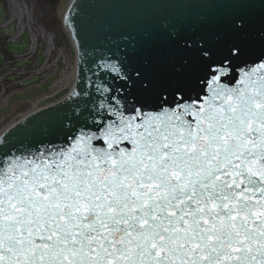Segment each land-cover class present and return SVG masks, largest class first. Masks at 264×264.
Masks as SVG:
<instances>
[{"label":"snow or ice","instance_id":"6c2138e0","mask_svg":"<svg viewBox=\"0 0 264 264\" xmlns=\"http://www.w3.org/2000/svg\"><path fill=\"white\" fill-rule=\"evenodd\" d=\"M216 2L123 37L59 142L0 140V264H264V0Z\"/></svg>","mask_w":264,"mask_h":264},{"label":"water","instance_id":"95a60500","mask_svg":"<svg viewBox=\"0 0 264 264\" xmlns=\"http://www.w3.org/2000/svg\"><path fill=\"white\" fill-rule=\"evenodd\" d=\"M73 5L71 23L66 22L80 51L78 86L81 89L86 85V77L94 81L97 73L104 75L97 66L118 48L125 47L123 37H139L144 30L157 29L164 23L185 29L197 28L201 17H212L229 7L216 0H74ZM25 40L21 45L11 44L9 48L17 53L23 52ZM65 92L66 89L60 91L48 101L60 98ZM74 107L69 99L45 114L31 117L26 124L7 135V143L15 145V136L21 138L17 143L22 144L57 135L61 121L68 123L65 117L72 115Z\"/></svg>","mask_w":264,"mask_h":264},{"label":"rangeland","instance_id":"374dc122","mask_svg":"<svg viewBox=\"0 0 264 264\" xmlns=\"http://www.w3.org/2000/svg\"><path fill=\"white\" fill-rule=\"evenodd\" d=\"M56 5L53 7V12L46 7L40 6L37 10L42 15V19L45 23H50L53 21V28L56 29V32H60V65L62 67V73L60 75V82L65 83L66 77H68L69 73H72L73 69V60L70 59L71 55V44L68 39V35L65 34L62 27V17H61V7L64 5L66 0H57ZM51 19V20H50ZM56 19L60 21V27L56 25ZM62 86V84L60 85ZM31 106V103L24 105L23 112L20 114H24L26 110H28V106ZM33 108V107H32ZM30 110V109H29ZM10 114H3L0 117V129L3 128L6 124L9 123L14 118L21 116L14 108L12 111H9ZM2 124V125H1Z\"/></svg>","mask_w":264,"mask_h":264},{"label":"flooded vegetation","instance_id":"af4514ba","mask_svg":"<svg viewBox=\"0 0 264 264\" xmlns=\"http://www.w3.org/2000/svg\"><path fill=\"white\" fill-rule=\"evenodd\" d=\"M36 3L48 5V3L55 0H34ZM0 52L4 55L3 67L0 68V77H34L33 70L35 68L36 55L38 51L32 53L27 59L30 60V66L26 69L18 68L16 65L20 59H14V57L8 53L3 46H0ZM24 60V59H23Z\"/></svg>","mask_w":264,"mask_h":264},{"label":"bare ground","instance_id":"6f19581e","mask_svg":"<svg viewBox=\"0 0 264 264\" xmlns=\"http://www.w3.org/2000/svg\"><path fill=\"white\" fill-rule=\"evenodd\" d=\"M70 1H71V0H66L65 3H64V5L61 7V17H63V15H64V13H65L67 7H68V4L70 3ZM74 59H75V57H74ZM73 78H74V67H73V72H72V73H69L68 77H66V81H65L64 84H65V85H66L67 83L69 84L70 80H71V79L73 80ZM59 87H60V81H57L56 83H54V85H53V87H52V90H56V88H59ZM56 91H57V90H56ZM38 107H39V105H37V103H36L33 109H36V108H38ZM33 109H32V110H33ZM13 121H14V120H13ZM13 121H11V122H13ZM5 128H6V127H5Z\"/></svg>","mask_w":264,"mask_h":264}]
</instances>
